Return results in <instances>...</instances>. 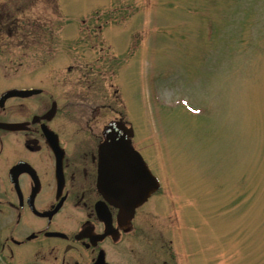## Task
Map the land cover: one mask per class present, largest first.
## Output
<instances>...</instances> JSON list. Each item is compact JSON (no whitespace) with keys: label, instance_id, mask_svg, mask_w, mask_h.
I'll return each mask as SVG.
<instances>
[{"label":"rangeland","instance_id":"rangeland-1","mask_svg":"<svg viewBox=\"0 0 264 264\" xmlns=\"http://www.w3.org/2000/svg\"><path fill=\"white\" fill-rule=\"evenodd\" d=\"M2 11L4 62L64 64V89L81 80L96 103L119 85L116 113L166 182L164 244L135 236L138 255L264 264V0H0ZM178 216L181 249L167 243Z\"/></svg>","mask_w":264,"mask_h":264},{"label":"flooded vegetation","instance_id":"flooded-vegetation-1","mask_svg":"<svg viewBox=\"0 0 264 264\" xmlns=\"http://www.w3.org/2000/svg\"><path fill=\"white\" fill-rule=\"evenodd\" d=\"M8 17L7 12H1L0 20ZM3 22L0 264H177L173 257L169 262L164 256H148L145 251L138 255L130 243L133 237L141 236L144 245L164 244V217L157 212L165 208L161 196L166 189L164 181L158 179V188L135 206L131 215L130 210L121 215L120 208L98 185L103 121L113 115L108 121L119 119L132 126L122 111L116 113L117 88L107 81L113 88L112 98L96 103V97L89 100L88 85L84 87L81 80L64 89V64L54 68L43 62L22 70L21 64L4 62L2 38L7 24ZM22 74L33 79L11 81ZM103 114L107 117L100 120ZM135 148L146 160L142 148ZM141 189L140 184L130 188L135 195ZM173 200L168 203L171 209L178 204ZM176 219L171 220L178 238L180 224ZM172 242L180 244L176 238L167 240L169 245ZM180 259L182 264L188 260Z\"/></svg>","mask_w":264,"mask_h":264},{"label":"water","instance_id":"water-1","mask_svg":"<svg viewBox=\"0 0 264 264\" xmlns=\"http://www.w3.org/2000/svg\"><path fill=\"white\" fill-rule=\"evenodd\" d=\"M103 133L105 141L100 146L99 168V179H105L103 184H107L108 179H124L127 182H131V179H156L139 155L134 153L129 139L132 132L127 130L124 124L121 122L110 124ZM110 195L115 197L118 203L123 199L126 204L130 202L128 197Z\"/></svg>","mask_w":264,"mask_h":264}]
</instances>
